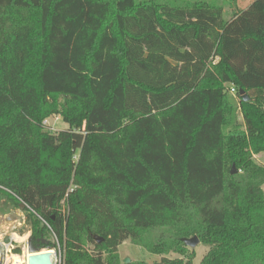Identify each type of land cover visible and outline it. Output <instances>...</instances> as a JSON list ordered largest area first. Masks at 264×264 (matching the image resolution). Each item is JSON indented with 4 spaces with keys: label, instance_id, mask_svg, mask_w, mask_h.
Returning <instances> with one entry per match:
<instances>
[{
    "label": "trees",
    "instance_id": "obj_1",
    "mask_svg": "<svg viewBox=\"0 0 264 264\" xmlns=\"http://www.w3.org/2000/svg\"><path fill=\"white\" fill-rule=\"evenodd\" d=\"M178 2L0 0V211L64 264H121L126 240L191 264L194 236L201 264H264V0Z\"/></svg>",
    "mask_w": 264,
    "mask_h": 264
},
{
    "label": "rangeland",
    "instance_id": "obj_2",
    "mask_svg": "<svg viewBox=\"0 0 264 264\" xmlns=\"http://www.w3.org/2000/svg\"><path fill=\"white\" fill-rule=\"evenodd\" d=\"M148 1V0H145ZM158 2L159 0H151ZM169 1V0H164ZM176 1H187L189 4L198 2L204 6L214 5L221 6L223 9V19L230 20L233 13L240 12L254 0H235L231 3L229 0H176ZM178 2V3H179ZM234 88L233 85H226V91L230 98L234 102H238L236 93L232 94L230 89ZM236 120L238 124L242 125V117L240 112L236 113ZM42 126L51 134H57L61 131L67 129V126L63 123L59 116H52L43 121ZM78 157V152L75 154L73 160L76 161ZM252 161L261 167H264V152L258 155H252ZM234 167L235 171L236 168ZM237 172V171H236ZM239 172V171H238ZM240 173V172H239ZM236 174V173H235ZM2 211H0V264H13V260L17 259L21 264H26V257L30 256L27 252V242L28 239H34L30 231L29 225L26 224L25 214L22 213L20 209H12L3 206ZM61 210L65 212V205H61ZM37 240V239H35ZM45 241L49 243L51 247V253L53 252V259L55 264H64V247L60 246L54 235L47 234ZM87 250H92L91 245H87ZM45 248L42 250L44 251ZM209 251V246L203 245L200 242L195 247H187V253L193 255L191 264H201L202 259ZM117 255L119 257L120 263H124V260H128L129 263H143V264H159L162 259L174 260L183 259L178 254L169 253L166 255H152L148 253L141 246L133 244L130 240L124 241L117 248ZM185 260V259H183ZM126 264V263H125Z\"/></svg>",
    "mask_w": 264,
    "mask_h": 264
},
{
    "label": "water",
    "instance_id": "obj_3",
    "mask_svg": "<svg viewBox=\"0 0 264 264\" xmlns=\"http://www.w3.org/2000/svg\"><path fill=\"white\" fill-rule=\"evenodd\" d=\"M239 95L242 97V100L244 102L248 101V98L246 95H244V92L242 90L239 91ZM236 171L234 169V167H232L231 170V174H235ZM20 208H24L23 204H20ZM97 243H101L102 239L99 237H94ZM42 243V247L41 246H32L31 245V238L28 239L27 242V252L29 253L30 256L27 257L26 259V264H53L51 261V247H49L48 242L45 240L41 241ZM183 243L187 246V247H195L198 243L199 240L197 237H192L189 239H184ZM47 246V247H43V246ZM45 248L44 251H42ZM124 263H129L128 260H124Z\"/></svg>",
    "mask_w": 264,
    "mask_h": 264
},
{
    "label": "flooded vegetation",
    "instance_id": "obj_4",
    "mask_svg": "<svg viewBox=\"0 0 264 264\" xmlns=\"http://www.w3.org/2000/svg\"><path fill=\"white\" fill-rule=\"evenodd\" d=\"M31 245L36 247V246H41L42 244L35 239H31Z\"/></svg>",
    "mask_w": 264,
    "mask_h": 264
},
{
    "label": "built area",
    "instance_id": "obj_5",
    "mask_svg": "<svg viewBox=\"0 0 264 264\" xmlns=\"http://www.w3.org/2000/svg\"><path fill=\"white\" fill-rule=\"evenodd\" d=\"M230 91H231L232 94L236 93L234 88L230 89ZM53 255H54V253L52 252L51 261H52L53 264H55V260L53 259Z\"/></svg>",
    "mask_w": 264,
    "mask_h": 264
},
{
    "label": "crops",
    "instance_id": "obj_6",
    "mask_svg": "<svg viewBox=\"0 0 264 264\" xmlns=\"http://www.w3.org/2000/svg\"><path fill=\"white\" fill-rule=\"evenodd\" d=\"M251 3H252V2H251ZM251 3H250V4H251ZM250 4H249V5H250ZM249 5H248V6H249ZM248 6H247V7H248ZM247 7H246V8H247Z\"/></svg>",
    "mask_w": 264,
    "mask_h": 264
}]
</instances>
